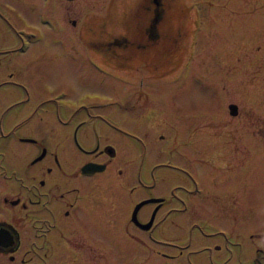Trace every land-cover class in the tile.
I'll use <instances>...</instances> for the list:
<instances>
[{
	"label": "rangeland",
	"instance_id": "1",
	"mask_svg": "<svg viewBox=\"0 0 264 264\" xmlns=\"http://www.w3.org/2000/svg\"><path fill=\"white\" fill-rule=\"evenodd\" d=\"M152 7L151 0H0V18L15 27L0 21V198L27 201L28 186L48 192V183L34 185L32 157L44 147L46 155H74V169L87 159L75 155H94L97 143L127 152L134 134L146 145L153 140V149L166 144L164 156L193 149L184 164L213 161L211 173L225 185L210 186L200 200L192 192L184 207L168 200L152 235L150 226L124 225L136 232L120 240L128 250L91 245L99 254L87 263L264 264V0H176L184 11L168 10L156 25ZM21 41L24 51L7 53ZM21 79L32 81L31 98ZM70 120L81 122V148L60 127ZM105 202L114 205L111 195ZM38 208L0 203V218L24 238L0 264H34L35 252H24ZM82 232L69 240L81 241ZM67 251L55 264H81Z\"/></svg>",
	"mask_w": 264,
	"mask_h": 264
},
{
	"label": "flooded vegetation",
	"instance_id": "2",
	"mask_svg": "<svg viewBox=\"0 0 264 264\" xmlns=\"http://www.w3.org/2000/svg\"><path fill=\"white\" fill-rule=\"evenodd\" d=\"M151 2L153 5L149 9L152 11L151 25H156L158 20L169 13L168 10L173 14L184 11L182 7H175L176 0H151ZM198 11H208V9L200 8ZM0 21L5 28L11 29L7 25L8 20L5 16L2 15ZM11 30L15 31V27L13 26ZM19 46L10 47L6 51L7 53L11 50L18 52ZM17 82L16 84L25 92V96L31 98L33 96L32 89H30L33 85L32 81L25 82L21 79ZM20 101H25V99ZM80 123L70 120L63 122L64 125L60 126L64 128L63 134L71 137L75 141L74 143L83 140L79 135ZM128 135L129 149L127 152L122 151L119 146L113 143H97L93 148L94 155H75L81 158L87 157V159L74 169L69 166L70 157L74 155H58L57 153L46 155V151L44 155H34L33 163H39L38 177L34 185L45 187L48 183V192L41 193L35 186L27 185L29 189L27 201L24 198L20 199L19 196L14 200L8 199L5 194L2 195L0 203L4 205V210L7 209L8 203H15L22 209H25L23 207L26 206L28 208L29 205L39 207L36 210L38 216L33 217L34 231L32 235L35 239L32 238V246L27 247L24 252H35L34 264L63 262L66 259V252L71 254L67 250L75 251L78 253L77 255H80H75L73 260L80 259L81 264L82 262L88 264L91 257L99 254V252H95V256L92 254L94 249L91 245L100 246L108 251H116L121 248L120 244L123 243L120 241L121 239H135L136 232L128 230L124 225H134V227L142 229L144 225L151 222L148 224L150 227L146 232L152 235L167 218V209L164 213H160V211L166 207L168 200L176 201L178 204L182 203L184 207V204L187 206V200L191 199L192 192L195 194L199 192V197L196 199L200 200L202 194L206 193V189L209 190L210 186L225 185V183H218L214 174L211 173L214 169L213 161L205 164L199 159L196 162L189 164L188 161L184 164L182 155H195L193 149L190 152H183V154L180 151L174 154L171 149L168 151L169 155L166 152V156H164L161 153L165 150V143L163 147L160 146L159 150L153 149V140L146 145L143 143V139L138 136ZM155 146L159 145L155 143ZM110 147L113 148V153L108 151ZM89 162L103 164L104 168L92 174L82 173V166ZM50 176L55 178L51 179ZM196 179L201 181V185L197 184ZM185 181L191 185H185ZM110 195L114 199V205L107 208L105 199L108 200ZM144 200H148V202L141 204L136 210L137 205ZM41 209H45L48 216L38 214ZM174 209L177 211L176 214L180 211L179 208ZM148 211L149 217L144 220ZM3 218L4 216L0 218V254L9 252L10 257L13 258L16 253L21 251L24 238L14 224ZM39 218H43L45 221L40 224ZM136 223L139 224L136 225ZM103 225H108L104 231ZM120 227L124 234H121V230H119L120 232L116 230L117 233L114 234L115 228ZM80 231H83L81 241L73 243L69 240ZM109 236L110 238H108ZM151 237L155 239L154 236ZM104 242L107 244L103 247ZM121 249L128 250L126 246ZM21 262L24 263L25 258H22Z\"/></svg>",
	"mask_w": 264,
	"mask_h": 264
},
{
	"label": "water",
	"instance_id": "3",
	"mask_svg": "<svg viewBox=\"0 0 264 264\" xmlns=\"http://www.w3.org/2000/svg\"><path fill=\"white\" fill-rule=\"evenodd\" d=\"M229 109H230V112H231V114L232 115H235L236 113H237V107L234 105V104H231V105H229ZM108 151L110 152V153H113V148L112 147H110L109 149H108ZM45 153V149H44V151L42 152V155ZM104 168V165L103 164H99V163H95V162H89V163H86V164H84L83 166H82V173H90V172H95V171H97V170H102ZM144 203V201L143 202H141V203H139L138 205H137V207H136V210H137V208L141 205V204H143ZM148 225H145V227H147Z\"/></svg>",
	"mask_w": 264,
	"mask_h": 264
}]
</instances>
